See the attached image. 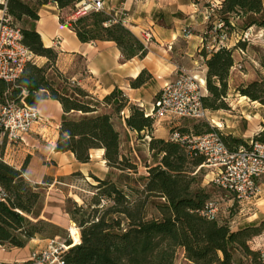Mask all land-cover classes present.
I'll list each match as a JSON object with an SVG mask.
<instances>
[{
  "label": "trees",
  "instance_id": "16d2710c",
  "mask_svg": "<svg viewBox=\"0 0 264 264\" xmlns=\"http://www.w3.org/2000/svg\"><path fill=\"white\" fill-rule=\"evenodd\" d=\"M82 1L35 0L31 3L9 0L8 12L16 21L23 18L39 20L42 7L53 4L59 11H67L69 19L60 15V22L66 23L82 43L114 42L126 61L146 57V46L122 19L115 21L113 13L93 11L75 17L76 5ZM220 1L203 39L207 41L209 36H215L220 42L223 36L227 39L235 36L236 44L233 48L215 47L210 51L204 48L198 53L207 69L203 104L212 112L231 110L226 100L232 70L236 66L234 53L237 49L244 52L248 46L238 37L253 27L264 29L263 0ZM218 21L223 27L215 31ZM22 32L28 49L38 58L47 59L49 65L30 63L16 87L0 81V101L7 95L21 105L22 101L33 104L37 99L47 98L60 102L64 116L55 150L70 152L79 163L88 164L91 150L104 149L108 167L123 172L124 180L137 173V165L121 153L120 133L114 116L124 114L129 106L131 114L126 119L127 127L136 131L139 139L145 140L149 151L161 158L157 165L148 168L149 176L142 189L127 182L120 185L112 179L100 180L91 176L97 182V185L88 186L94 191L89 204L91 209H87L86 203L81 205L76 201L67 208L70 221L81 229L82 235L81 245L67 255L70 264H176L180 248L193 264H264L263 252L252 246V242L263 234L264 222L234 230L232 216L220 221L198 215L211 199L206 191L193 187L196 182L193 172L203 167V157L192 153L187 144L155 138L153 120L145 116L139 106L129 105L119 90L103 100L78 85L73 89V96L59 92L47 74L49 66L58 67L59 53L45 47L39 33L26 29ZM151 79V74L143 71L131 82V87L141 88ZM23 90L26 91L24 95ZM237 93L264 107V79L242 83ZM40 94L44 96L37 98ZM107 109H111V113ZM75 113L81 117L72 118L71 114ZM202 126L210 129L207 124ZM197 129L199 126L196 125L193 129H181V133L200 132L201 129ZM216 131L230 151L246 144L243 138L232 132ZM254 139L264 142V130L254 135ZM25 167L18 170L5 163L0 150V184L8 194L6 201L0 204V244L15 249L25 248L35 237L42 236L47 227H55L40 219L34 211L45 186L27 182ZM151 199L164 202L156 204L159 216L148 219L146 205ZM104 201L111 205L103 206ZM29 216H33L34 221Z\"/></svg>",
  "mask_w": 264,
  "mask_h": 264
},
{
  "label": "crops",
  "instance_id": "0c3cea01",
  "mask_svg": "<svg viewBox=\"0 0 264 264\" xmlns=\"http://www.w3.org/2000/svg\"><path fill=\"white\" fill-rule=\"evenodd\" d=\"M85 1L91 2V0ZM104 1L105 10L113 13L116 19H122L123 24L146 46L148 50L146 57L126 61L114 42L82 43L66 23L60 22V15L63 18L67 16L69 19L67 11H59L53 4L42 7L39 20L23 18L16 23L22 30L39 33L45 47L53 48L59 53L57 66L64 67L70 81L99 100L119 90L128 99L129 105L135 104L143 110H151L162 88L174 81L181 71L191 72L192 64L200 62L203 64L204 71H207L202 59L198 58V53L204 48L208 51L218 48L220 40L218 37L209 36L207 41L203 39V33L210 24L205 20L206 11L210 2L215 0ZM253 29L256 33H264L262 28L253 27ZM145 34H150L149 42ZM248 46L244 52L235 50L236 65L238 58L247 56ZM143 71L149 72L152 79L141 88H132L131 82ZM237 77L238 72L235 66L229 81V94L236 91L237 86L232 83ZM242 81L244 80H240ZM33 105L48 120V123L35 125L25 137L24 145L9 146L4 149V162L18 170L25 165L24 177L34 185L45 186L48 194L44 199L40 219L62 229H68L72 224L65 216L68 201L82 203L81 195L69 189H76L78 185H97L91 176L100 180H114L113 176L116 172L120 174L123 172L108 167L104 149L91 150V160L88 164L79 163L70 152H57L55 147L64 116L62 105L50 98L37 99ZM107 110L111 113V109ZM130 114L128 106L124 114L114 116V121L120 133L122 155L138 165L133 155L136 154L139 142H144V147L149 154L153 153L149 151L145 140H140L138 133L127 127L126 119ZM214 114L219 116L222 112L218 111ZM119 119L127 128V142H124V136L118 127ZM226 122L229 127L228 121ZM170 125L171 123L166 119L155 124L152 130L155 138L168 140L169 132L166 131V127ZM259 132L261 131L257 129L254 135ZM41 158H45L46 161H42ZM263 199L264 188L260 197L251 205H240L239 213L231 218L237 222L234 230L250 224L257 225L264 220V210L261 209ZM45 242L46 240H32L22 250L27 252L22 259L26 258L31 251L45 245ZM260 250L264 253V249Z\"/></svg>",
  "mask_w": 264,
  "mask_h": 264
},
{
  "label": "built area",
  "instance_id": "2783aa9c",
  "mask_svg": "<svg viewBox=\"0 0 264 264\" xmlns=\"http://www.w3.org/2000/svg\"><path fill=\"white\" fill-rule=\"evenodd\" d=\"M8 3L9 0H0V81L16 87L27 66L30 63L39 64L40 58L24 44L23 30L9 14ZM220 4V0L210 2L205 15L207 22L211 23ZM103 10H105L104 0H91V2L83 0L76 5L74 16L81 17L93 11ZM114 20L116 21L115 16ZM222 27L223 23L218 21L214 30ZM253 34L254 31L250 28L238 38L249 44L252 42ZM145 36L149 42L150 34ZM258 37L263 38L264 33L260 32ZM226 40L227 37L223 36L218 48H230ZM24 94H26L25 90L22 91V95ZM205 95V81L191 72L181 71L174 81L162 88L152 109L144 110L145 116L150 117L154 125L161 123L163 119L171 124L180 119L209 121L211 113L203 104ZM211 122L214 123V120ZM40 123H48V120L33 105L18 104L10 101L5 95L4 101L0 102V148L4 150L9 146L24 145L25 137L35 125ZM216 125L217 130H221L224 124ZM177 127L174 125L175 131L170 135V140L187 144L192 153L203 157V167L213 169L212 182L217 187L237 199L240 205H251L260 197L264 188V142L252 137L246 144L235 151H230L216 130L196 136L182 134ZM41 159L46 161L45 158ZM3 160L5 161L4 154ZM7 196L6 190L0 184V204L6 201ZM198 215L207 220L230 218V212H225L222 205L214 200L208 201L198 211ZM231 225L237 227V222L231 220ZM81 243V229L72 223L68 229L67 240L48 239L45 245L31 251L26 258L0 261V264H70L67 259L69 251Z\"/></svg>",
  "mask_w": 264,
  "mask_h": 264
},
{
  "label": "rangeland",
  "instance_id": "374dc122",
  "mask_svg": "<svg viewBox=\"0 0 264 264\" xmlns=\"http://www.w3.org/2000/svg\"><path fill=\"white\" fill-rule=\"evenodd\" d=\"M26 2L34 3L35 0H24ZM253 29V28H252ZM255 29H253L254 31ZM259 33H256L254 31L252 42L248 45V54L247 56H242V58H238L237 65H236V72H238L237 79H233V85H236V91L235 93H231L228 95V98L226 102L229 104L231 110L228 111H220L222 112L221 115H215L214 112L210 111V120H193V119H180L173 121V124L166 127V131L169 132L168 140H170V135L175 131L173 130L174 125L180 123L181 125H177V130L181 132V129L184 128H191L193 129L194 126H199L200 132H190L191 135H203L206 134L212 130H217V125L224 124L221 131L223 132H232L235 136L243 138L246 142L250 141L253 135L255 134V131L259 129L260 131L264 130V123H262V120L264 119V107L260 105L259 103H253L248 98H242L240 94L237 93V88L242 83L248 84L255 80H262L264 79V37L260 38L258 37ZM231 40L227 39L225 42L230 47H234L236 44V37L233 36V38H230ZM47 62V59L41 58L39 60V65H49ZM202 63L199 64H192L191 73L196 75L200 79H204L206 72L204 71V68L202 67ZM64 67H55L51 68V66L48 67L47 74L48 78L51 82L54 83L55 88L59 90L61 93H65L69 96H73V89L76 85L70 81L69 75H66L64 71ZM239 72L243 73L240 74ZM246 75V77H244ZM240 80H244L240 82ZM44 94H40L38 97H42ZM8 99L10 101H14L18 104H20L17 100L12 99L8 96ZM4 100H1L0 102H3ZM86 101V99H84ZM88 101V100H87ZM22 103H26L22 101ZM28 104V103H26ZM33 105V104H30ZM72 118H80L81 115L79 113L71 114ZM211 120H214V123L211 122ZM228 126L227 127V122ZM203 124H207V126L210 128L207 130L206 127H203ZM118 127L124 136L123 140L124 142H127V128L125 127L122 120H118ZM262 127V128H260ZM219 130V129H218ZM245 136V137H243ZM1 150V149H0ZM4 154V150H2ZM133 158L137 165V173H135L134 176L130 177V179H125L124 175H121L120 173H115L113 176V179L117 182H119L120 185H124V182H127L134 186L135 188L142 189L143 186L146 183V179L148 175V168L152 167L154 165H157L160 162V156H156L155 154H149L144 147V142H139L136 147V154L133 155ZM213 169L202 167L200 169H197L195 172H193V175L196 177V182L194 184L195 190H204L208 194H210V200H214L222 205V208L225 212H230V217L236 216L240 211V204L237 199L233 200V196L222 190L221 188L217 187L213 182ZM25 178V177H24ZM25 180L29 182L26 178ZM30 184L34 185L33 183L29 182ZM72 191L77 192L79 195H81L82 200L84 203H79L81 205L85 204L87 205V209H91L89 204L92 203L93 193L94 191L91 190L88 186L84 185H78L76 189H69ZM41 198L38 200L34 207V211L36 214L41 215L42 209L44 207V199L48 194V191L43 190ZM137 198H140L139 196ZM141 199V198H140ZM144 198H142L143 200ZM264 200V199H263ZM70 201V200H69ZM66 206V217L70 218L67 214V208L71 207L73 203H69ZM231 201V202H229ZM164 201H161L159 199H151L146 205V212L148 219H151L153 217H158L159 212L156 207V204H161ZM103 206H110L111 203H108V201L102 202ZM261 209L264 210V202L261 203ZM259 212V211H258ZM231 217V218H232ZM34 221L33 216H29ZM226 220V219H224ZM221 221V220H220ZM264 220H262L259 224L260 225ZM253 224L247 225L251 226ZM55 227H47L45 229V232H43L42 236H37L34 239L35 240H48V239H57V240H67L68 238V229H62L56 225ZM245 226V227H247ZM244 228L240 227L239 229ZM33 239V240H34ZM255 240H257L255 242ZM252 242V246L257 249H264V230L263 234L256 238ZM31 242V241H30ZM29 242V243H30ZM28 243V244H29ZM27 244V245H28ZM260 244V247H259ZM1 245V244H0ZM27 247V246H26ZM25 247V248H26ZM23 248V249H25ZM23 249H15L11 248L9 246H0V261H14V260H20L26 255V251H22ZM14 250H17L16 252H12ZM11 252V253H10ZM176 264H193L190 261H188L185 258V252L183 249L177 250L176 255Z\"/></svg>",
  "mask_w": 264,
  "mask_h": 264
},
{
  "label": "bare ground",
  "instance_id": "6f19581e",
  "mask_svg": "<svg viewBox=\"0 0 264 264\" xmlns=\"http://www.w3.org/2000/svg\"><path fill=\"white\" fill-rule=\"evenodd\" d=\"M245 98V97H244Z\"/></svg>",
  "mask_w": 264,
  "mask_h": 264
}]
</instances>
